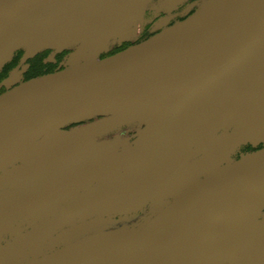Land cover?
Returning <instances> with one entry per match:
<instances>
[{"label": "water", "instance_id": "1", "mask_svg": "<svg viewBox=\"0 0 264 264\" xmlns=\"http://www.w3.org/2000/svg\"><path fill=\"white\" fill-rule=\"evenodd\" d=\"M153 2L0 0V71L19 49L34 57L75 47V58H92L0 95V172L19 164L13 173L46 178L49 189L83 183L135 156L127 138L98 139L137 126L133 190L145 194L128 196L114 178L62 215L109 216L178 195L145 224L22 264H264V148L235 158L243 145L264 143V0H201L185 20L164 18L158 34L100 58L130 40L136 14ZM41 196L12 211L0 205V224Z\"/></svg>", "mask_w": 264, "mask_h": 264}, {"label": "flooded vegetation", "instance_id": "2", "mask_svg": "<svg viewBox=\"0 0 264 264\" xmlns=\"http://www.w3.org/2000/svg\"><path fill=\"white\" fill-rule=\"evenodd\" d=\"M201 0H188L187 2L173 4L170 0H154L144 11L136 14L134 21L138 26L135 33H131L130 40L118 42L112 46L109 53L101 55L100 58L118 53L132 45L138 44L158 34L162 29L158 28L159 22L164 18H170L167 26L183 21L196 12L198 6L195 4ZM76 48L56 52L46 49L34 57H27L24 49L14 53L13 58L5 64L0 71V95L6 93L15 86L46 74L72 68L92 61L91 57L82 53L78 58L74 57ZM18 70L20 80L17 84L6 85V79L11 73ZM101 117L85 121L83 123H72L65 127L66 130L81 127L89 123L97 122ZM138 127H124L120 131L104 135L98 140H113L116 136L127 138L133 144L135 156L129 153L123 155L116 163L107 167L101 175L93 174L87 177L83 183L69 187L56 186L47 188L50 182L46 178L19 177L13 173L15 167H9L0 172V205L10 206L9 211L16 210L17 204L28 202L29 197L42 195L41 203L31 210L23 213L11 221L0 224V264H22L46 254L60 250L77 240L88 235L116 229H128L136 225L145 224L149 219L157 215L167 205L174 202L178 195L168 199L153 200L142 207H136L125 213H112L109 216H94L84 212V208H78L69 216L62 215L69 206L78 203L83 195L89 190L105 181L116 178L122 183V189L128 196H143L145 190L139 193L133 190L135 178V166L140 158L139 144L137 140ZM264 148V143L256 146L252 144L243 145L235 158L239 159L243 154L256 152ZM163 148L158 150V155L164 154ZM47 188V192L44 190ZM43 193V194H42ZM46 194V195H44ZM123 202L140 203L134 199L122 198ZM88 202H94V199Z\"/></svg>", "mask_w": 264, "mask_h": 264}]
</instances>
